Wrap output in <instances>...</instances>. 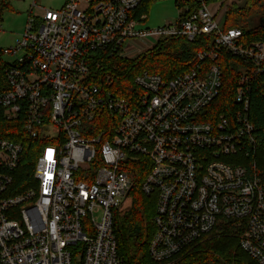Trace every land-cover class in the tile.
Returning <instances> with one entry per match:
<instances>
[{
	"label": "built area",
	"instance_id": "2783aa9c",
	"mask_svg": "<svg viewBox=\"0 0 264 264\" xmlns=\"http://www.w3.org/2000/svg\"><path fill=\"white\" fill-rule=\"evenodd\" d=\"M32 1L24 34L0 49V107L8 121L23 115L28 139L47 145L36 163V186L13 195L24 146L0 139V264H124L114 222L132 202L143 169L142 192L156 198L148 249L154 262H172L231 222L241 249L264 264V181L255 167L226 162L249 158L256 146L249 89L253 78L264 77V41L225 30L210 4L143 30L148 17L136 11L144 0H67L60 11L41 8L37 15ZM201 36L213 38L198 53L201 65L169 81L138 75L142 94L133 104L115 94L96 58L136 60L164 39ZM222 51L243 64L234 109L226 113L216 106ZM106 115L104 130L89 127Z\"/></svg>",
	"mask_w": 264,
	"mask_h": 264
},
{
	"label": "trees",
	"instance_id": "16d2710c",
	"mask_svg": "<svg viewBox=\"0 0 264 264\" xmlns=\"http://www.w3.org/2000/svg\"><path fill=\"white\" fill-rule=\"evenodd\" d=\"M159 0H144L136 11V16L148 14L150 5ZM219 0H176L180 9V20L189 15L203 4L209 5ZM9 5H0V15ZM225 30L240 29L247 41H264V0H245L244 5H231L224 17ZM211 36H201L195 42H189L184 37L164 39L158 45L136 60H127L108 54H98L96 58L104 65L103 75L112 76L111 89L118 97L128 100L131 104L142 90L135 84V78L148 72L160 75L164 80H172L182 74L191 72L201 65L198 53L209 50L212 46ZM223 69V87L217 111L228 112L234 109V96L239 86V78L243 64L232 57L227 51H222L217 61ZM1 76V74H0ZM250 90L249 118L255 127L256 146L252 155L247 158L226 159V162L240 164L248 169L254 168L255 175L264 181V77L256 76L252 80ZM106 115L102 120L89 127L102 131L106 128ZM25 118L22 115L17 121H8L4 110L0 107V139L21 143L24 151L21 164L15 173L12 189L13 195L25 193L36 186L34 172L36 163L43 151L46 140L28 139L25 132ZM148 171L141 170L134 188L131 191L132 206L123 215L118 214L115 220V237L118 245V255L124 264H158L150 256L149 248L156 226V198L147 197L142 192V182ZM239 230L231 222L219 223L216 228L201 240L188 247L179 256L176 264H257L240 247Z\"/></svg>",
	"mask_w": 264,
	"mask_h": 264
},
{
	"label": "rangeland",
	"instance_id": "374dc122",
	"mask_svg": "<svg viewBox=\"0 0 264 264\" xmlns=\"http://www.w3.org/2000/svg\"><path fill=\"white\" fill-rule=\"evenodd\" d=\"M232 1L233 0H229L228 3ZM66 2L67 0H36L37 8H33L32 14H40L41 8L60 11L65 6ZM244 2L245 0H240L238 5H244ZM228 3L225 4V7ZM32 4V0H11L9 8L3 10V13L0 15L3 25V31L0 32V49L14 47L17 40L22 37L27 27ZM177 7L176 0H159L152 3L148 8V20L146 23H142L140 28L143 30H154L178 21L180 9ZM22 55L23 54L21 53L20 56ZM5 59L9 62L16 60L14 57H6ZM131 206L132 202L129 200L124 206H122L119 214L123 215ZM103 216V212L96 214L99 222L103 220ZM179 260L180 257L167 264H176Z\"/></svg>",
	"mask_w": 264,
	"mask_h": 264
},
{
	"label": "crops",
	"instance_id": "0c3cea01",
	"mask_svg": "<svg viewBox=\"0 0 264 264\" xmlns=\"http://www.w3.org/2000/svg\"><path fill=\"white\" fill-rule=\"evenodd\" d=\"M229 0H219L218 2L210 4V7L215 12H220L219 15L224 18L223 12L226 11L231 5H238L240 0H233L232 2L228 3ZM228 3V5L225 4ZM225 8V9H224ZM224 9V10H223ZM148 20V19H147Z\"/></svg>",
	"mask_w": 264,
	"mask_h": 264
}]
</instances>
